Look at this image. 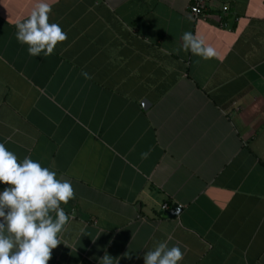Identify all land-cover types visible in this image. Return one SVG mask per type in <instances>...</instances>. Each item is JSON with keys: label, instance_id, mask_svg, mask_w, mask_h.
<instances>
[{"label": "crops", "instance_id": "obj_1", "mask_svg": "<svg viewBox=\"0 0 264 264\" xmlns=\"http://www.w3.org/2000/svg\"><path fill=\"white\" fill-rule=\"evenodd\" d=\"M50 2L67 40L44 57L15 37L37 0H0V142L76 193L48 264H144L161 241L179 264H264V0L207 19L193 0Z\"/></svg>", "mask_w": 264, "mask_h": 264}, {"label": "clouds", "instance_id": "obj_2", "mask_svg": "<svg viewBox=\"0 0 264 264\" xmlns=\"http://www.w3.org/2000/svg\"><path fill=\"white\" fill-rule=\"evenodd\" d=\"M52 9L50 0H37L30 15L15 24L17 42L27 45L31 56H50L59 43L67 40V32L50 22ZM182 40L185 51L205 60L217 56L214 47L206 46L203 38L190 31L183 34ZM82 75L90 78L87 72ZM75 195L70 180L60 178L57 171L31 156L21 159L0 142V264H48L52 250L65 244L63 233L72 219L62 204ZM183 255L179 246L169 247L167 241H161L146 251L143 261L179 264ZM113 261L105 254L99 264Z\"/></svg>", "mask_w": 264, "mask_h": 264}, {"label": "built area", "instance_id": "obj_3", "mask_svg": "<svg viewBox=\"0 0 264 264\" xmlns=\"http://www.w3.org/2000/svg\"><path fill=\"white\" fill-rule=\"evenodd\" d=\"M210 0H193L191 5L189 6V10L194 15L196 19H207L209 17L208 9H209ZM229 9L228 6L224 7V10L227 11ZM165 210H169V205H164Z\"/></svg>", "mask_w": 264, "mask_h": 264}, {"label": "water", "instance_id": "obj_4", "mask_svg": "<svg viewBox=\"0 0 264 264\" xmlns=\"http://www.w3.org/2000/svg\"><path fill=\"white\" fill-rule=\"evenodd\" d=\"M180 212H181V208H179L178 206H174L170 210L165 211L164 217L165 218H176L177 216H179Z\"/></svg>", "mask_w": 264, "mask_h": 264}]
</instances>
